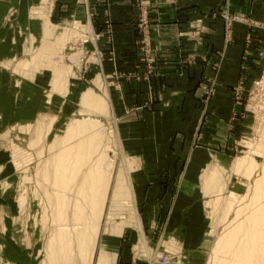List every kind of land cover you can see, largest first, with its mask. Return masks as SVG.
Returning a JSON list of instances; mask_svg holds the SVG:
<instances>
[{
    "label": "crops",
    "instance_id": "crops-1",
    "mask_svg": "<svg viewBox=\"0 0 264 264\" xmlns=\"http://www.w3.org/2000/svg\"><path fill=\"white\" fill-rule=\"evenodd\" d=\"M57 1L55 9L59 11L61 8L59 14L62 19L85 22L94 29L96 39L94 43L89 42L90 51L109 49V25L119 58L118 69L122 73L132 72L141 57L135 27L134 0H110L108 9L99 0H89L87 5L81 0ZM152 1L151 31L159 57L158 80L151 85L135 81H121L118 84L112 77L115 68L107 61L97 70H102L106 85L113 91V111L116 112L118 107L121 111L119 117L123 122V151L135 153L140 158L138 166L134 168L135 172L129 174V180L132 202L136 204L137 214L141 218L143 233L148 240L152 239V245L167 234L177 238L184 249L190 251L186 258V264H190L191 255L202 248L203 238L198 230L190 228V218L186 214L190 213V208L200 197L204 171L211 163L223 165L229 154L230 143L234 140V134L229 128L234 107L232 89L245 74L241 66V44L246 37L245 29L237 25L236 38L239 44L228 46L224 39L223 22L213 17V14L229 10L244 16L253 15L254 19L264 21V0ZM41 4L42 0H18L13 6L12 0L9 3L0 0V58L22 54L17 51V43L23 34L20 32L19 35L16 30L15 35L7 28L8 25L44 27L42 18L33 17L34 10L41 7ZM11 5L24 16L19 20L5 17ZM2 6L6 8L3 16ZM53 19L58 21L56 14ZM201 22L203 27L199 37L192 36L189 33L193 30L191 25ZM21 31L25 32L26 29L24 31L22 28ZM2 33L4 38H1ZM217 54L222 58L221 67L214 73L210 65L219 60ZM213 74L216 76L217 91L205 108L201 105L204 83ZM14 87L17 88L16 84ZM11 88L8 86L3 90L11 96ZM149 88H152L155 98L148 105ZM54 95L61 98L67 96L52 94L51 99ZM5 105L15 104L1 101L0 88V109ZM12 120L15 122V117ZM42 120L49 122L43 118L37 122ZM2 121L7 119L0 115ZM36 123L26 126L35 128ZM16 126L0 131L3 133L0 136L8 137ZM21 134L31 136L28 133ZM4 151L0 146V264H50L45 258L43 242H34L32 238L20 242L16 236L18 227L15 219L21 211L17 210V183L11 177L15 164L11 161V165L10 161L5 160L7 152L4 154ZM127 168L130 169L128 165ZM155 204L159 205V209H153ZM129 229L125 231V239L120 238L114 242L108 237L103 248L98 251L95 245L93 260L83 262L79 259L74 264H101L99 256L102 249L111 256L108 264H148L137 260L133 245L136 236ZM28 230L36 235L31 227ZM170 242L175 246L174 239ZM197 243L199 245L193 247Z\"/></svg>",
    "mask_w": 264,
    "mask_h": 264
},
{
    "label": "rangeland",
    "instance_id": "rangeland-1",
    "mask_svg": "<svg viewBox=\"0 0 264 264\" xmlns=\"http://www.w3.org/2000/svg\"><path fill=\"white\" fill-rule=\"evenodd\" d=\"M5 1H8V3L10 2V0ZM16 1L18 0H12L13 6ZM48 1V9L52 11L48 18L50 17V30L53 35L52 39L48 42V53L50 54L45 58L42 56L40 59L35 56H29V51L32 49L36 51L41 48L42 40L44 38V34L42 35V29L44 32L45 27H24L22 25L13 26V24H11L12 26L8 25L9 27L7 28L11 29L15 35L16 30L19 32V35L20 32L23 34V37L17 43V51L19 53L22 52V54L17 55V57L6 59L0 58L1 101L7 103L13 102L15 104L12 106H1L2 109H0V115L4 116L7 121L0 122V131L9 130L16 124L18 126H16L15 130H20L21 133H28L31 135H23L14 130L11 131L8 137L0 136V146L7 152L4 151V154L6 153L7 155L5 160L10 161V164L11 161H13L12 163L15 164V169L13 173H11V177L17 183V207L20 208V210L19 208H17V210L21 211L18 212L19 216L15 219L18 227V234L16 236L20 242L30 241L31 238L34 242H43L46 250V255L43 253L42 256L43 259L44 255L45 258H47V254H49L47 253V251H50L48 241H50V238L56 233L59 224L58 222L62 224L66 220V224L69 226L73 225L75 219L72 217L74 214V211L72 210L74 208H70H72V203L75 204V198L77 199V197L80 196L79 190L82 188L83 184L81 179L83 174H81L75 181H73V183H71L70 186H68L69 196L67 197L66 207L58 210L59 207L57 208V206L59 205V202L57 200V195H59V193H56L55 191L58 190L57 187L60 185L56 183L54 174L57 157L61 150L66 146H76L86 138L77 137L70 140L68 143L65 142L63 137L66 132V127H68L67 125L78 119H91L101 123V127L99 128L102 130V137L99 138H103L102 143L109 144L107 145V149L110 151L111 155H114L115 176L119 174V171H126V166L129 163V165H131L130 173H134V168L138 166V162L140 161V158H138L135 153H126V151H123L122 144L124 138L121 131L123 122L119 117L121 111L119 107L116 109V112L113 111V104L111 103L113 100V91H111L106 85L105 78L102 76V70L98 71L99 68L101 69V66L106 61L111 63L115 68V73L112 77L117 80L115 81L118 84L121 81H135L137 83L151 85L153 82L157 81L159 77L157 71V60L159 57L157 56L151 31L152 0H134V8L136 10L135 27L139 36L138 49L141 53V57L130 73H122V71L118 69L119 58L117 56L116 47L113 43V33L111 28L107 32L110 36L109 49L106 50L105 48L100 50L98 48L97 50L90 51L89 40L91 38L84 33H90L92 37L93 33L95 34L94 29L92 30L93 33L89 30L92 26L85 22H77L74 24L77 20L62 19L59 14L61 8L58 9L59 11H57V8L55 9L56 2L58 3V1ZM109 1L110 0H99V2L105 5L106 9L109 7ZM256 1L258 0H253V2ZM13 6L8 10L5 17L10 16L11 18H14V20H19L24 14L22 13L21 15L20 11ZM41 6H43V4H41ZM38 8L34 10L36 13L34 12L33 17L39 15L37 13L41 10L38 11ZM142 10L147 11V25L145 27H140L141 12L139 13V11ZM5 12V6H2V16ZM56 12H58V14ZM55 14L58 21L54 20L55 18L53 19ZM227 15L231 18H239L242 22L230 23L226 19ZM39 17L42 18L43 24L46 26L45 17L42 15H39ZM213 17H217L223 22L224 39L228 46L231 44H235V46L239 44V41L236 38V32L238 30L237 25H241V27L245 29L246 37L241 44L243 45L241 66L242 71L245 74L240 78L239 83L232 89L234 107L229 120V128L230 132L234 134V140L230 143V148L228 149L229 154H227V158L223 161V165L211 163L208 169L204 171L200 197L195 205L190 208V213L186 214L189 215L190 218V228L196 231L198 230L200 232V237L202 236L203 238V244L201 245L202 248L198 251L196 250L191 255V261L189 260L190 264H207L215 238L218 235V232L223 230L228 221L223 220V207L228 194L233 192L237 195L238 199H240L241 196H247L251 180L245 175V172L239 173L233 171V166L239 157L246 155L250 151V147L252 146L250 145L251 143L253 144L255 142L256 144H259L261 142L262 134L257 130L264 129V21L254 19L253 15L244 16L233 13L229 10L219 11L218 14H213ZM191 27L193 30L191 29L192 31L189 33L194 37H199L201 27H203L202 22L193 24ZM22 28L24 31L26 29V31L22 32ZM81 30L85 32L82 33ZM25 33L27 34L25 35ZM64 33L68 36H72V38L69 36L71 40L67 39L65 46L59 45L56 39H59V36L61 38ZM4 36L5 35L2 33L1 38H4ZM7 49L8 48L6 47L5 50L7 51ZM95 51H102L103 53L101 64L90 68L92 65L90 66L87 62L93 60V53ZM250 53L252 55H250ZM35 54H37V52ZM217 58H219V60H216L218 62L214 61L210 65L214 73H216L221 67L220 60H222V58H220V55L218 54ZM69 66H72V71L70 72L69 77L70 86L69 89L63 90V96H67L61 98L58 95H54L53 98L50 99L52 94L62 95L58 92L52 91L53 71L57 68L67 69ZM97 71L98 73H96ZM214 75L215 74L211 75L205 80V88L204 92H202L203 101L201 104L203 107L209 106L211 100L216 95L217 90L214 79L216 76ZM14 84H16V89ZM8 86L10 88L12 86V91L10 92L11 96L3 90ZM88 89L93 90L96 95L106 99L108 103V109L106 110L107 114H103L104 112L101 114L96 113L95 111H91L92 109L89 110L85 105H82V95ZM211 89H213L212 95L208 93ZM149 92L150 97L148 105L153 102L155 98V96L152 95V88H149ZM114 93L116 94L115 91ZM48 102L51 103L49 104ZM114 113L117 116H115ZM45 116H48L49 118ZM14 117L15 122L12 120ZM41 118L48 119L49 122L46 123L44 120L37 122ZM29 123H36V127L26 126L29 125ZM1 134L3 133H0V135ZM39 139L42 140L40 141ZM63 141L65 143H63ZM66 143L68 145H64ZM63 146L65 147L62 148ZM98 155L99 152L96 156H93L92 161H95ZM253 157L259 164L264 160L262 156L254 155ZM216 164H218L220 168H223H221L223 173L221 175V182L219 183V185L221 184V187L223 186V190L221 189V193L218 188L219 186L217 185L218 187L213 189L214 192L211 190V194L206 196L203 182L206 177L210 175ZM89 166L90 164L85 166L83 172H85ZM125 173H127V171ZM114 175L113 180H115ZM113 185L114 182L111 184L108 198L105 203L100 232L96 239H93L90 251L94 254L95 245L96 251L103 248L102 245L108 237L112 238L114 242H117L120 238L123 239L124 236L127 235L125 231L130 228L129 230L133 231L136 236L133 245L134 249H136L137 260L152 264L150 260L157 262L165 252H171L175 256L169 264H186V258L190 254V251L184 249L183 244L179 242L180 240L167 234L164 238L160 239L159 242H155V245H152L150 244L152 239L148 240L147 236L143 233V230L141 231L137 229L133 216L134 210H136V204L132 202V190H128V194L120 198L119 201L123 208L121 206L118 207L119 209L111 208L114 203L111 200L113 195ZM126 197L128 198V201L126 199L124 200ZM217 198L220 200L219 205ZM123 203H126V205ZM152 207L156 210L159 209V205L157 204ZM112 209L115 211L111 212ZM112 214H116V216H111ZM153 216L154 214L152 217ZM107 223L111 224V227L115 225H126L127 227L123 230H118L117 228L112 227L110 231L105 233V226ZM29 227L32 228L36 235L28 230ZM24 231L26 233H24ZM33 236L35 237L34 239ZM144 237L147 239L145 242ZM156 237H158V235H156ZM171 239L176 241L174 242L175 246H172L174 244L170 242ZM77 243L76 239H74L70 253H68L67 257L63 258V255H61L62 253L57 251L55 252L56 255L54 256V260H48V262L52 264H74L75 262L77 263L79 259L83 261V259L79 257L81 255ZM197 245L199 244L197 243L193 247H197ZM60 255L62 256L61 258ZM21 257L23 258L24 256ZM65 258H68L67 261L64 260Z\"/></svg>",
    "mask_w": 264,
    "mask_h": 264
},
{
    "label": "bare ground",
    "instance_id": "bare-ground-1",
    "mask_svg": "<svg viewBox=\"0 0 264 264\" xmlns=\"http://www.w3.org/2000/svg\"><path fill=\"white\" fill-rule=\"evenodd\" d=\"M48 2V0H43V6L38 8V11H41L37 13L45 17L46 20V26L44 25L45 29L43 32L44 38L42 40L41 48L36 51L33 49L31 50L32 52L29 51V56H35L39 59L42 56L45 58L48 56V54H50L48 53V42L53 36L52 31L50 30V17L48 18L50 12L52 11L48 9ZM89 30H91V28H89ZM67 34L64 33L61 38L59 36V39L56 38L59 45L65 46L67 39L71 40L70 38H72V36L69 35L71 36L69 38ZM36 52L37 54H35ZM71 67L69 66L67 69L55 67L57 69H55L56 71H53V92H58L64 95L63 90L69 89V77L70 72L72 71ZM82 105H85L86 108H89V110L92 109L91 111H95L96 113L100 114L103 112V114H105L106 110L108 109V103L106 99L96 95L91 89H88L83 93ZM100 124L101 123L96 120L78 119L74 122H71L69 125H67L68 127H66V132L63 137L65 142L68 143L70 140L77 137L86 138L76 146L68 145L67 143L64 144L68 146H63L62 148H65L61 150L57 157V164L55 166L54 174L56 183L60 185L57 187L58 190L55 191L56 193H59V195H57L59 205H56L57 208L59 207L58 210L66 207L67 197L69 196L68 186H70L71 183H73V181H75L81 174H83L81 178L83 184L82 188L79 190L80 196H78L77 199L75 198L76 202L75 204L72 203V208H70H74L72 210L74 211L72 217L75 219L73 225L69 226L66 224V220V223L64 222L60 224V222H58L60 225L58 224L56 233L52 238H50V241H48V247L50 251H47V253H49L47 254V258L49 261L54 260V256L56 255L55 252L57 251L62 253L61 255H63V258L67 257L68 253H70L74 239H76V242H78L77 244L79 245V252L81 255L79 257L83 259V262L86 260H92L94 254L90 251V248L93 243V239H96L100 232L104 207L108 198L107 194L109 193L112 182H114L112 188L113 195L111 194V200L114 202L111 207L113 209H119L118 207L121 206L119 201L120 198L126 196L128 194V190L131 191L132 189L130 187L131 181L129 180V174L131 172L130 169L127 168V173H125L126 171H119V174L116 176L114 175V155H111L110 151L107 149V145L109 144L102 143L103 138H99L102 137V130L99 128L101 127ZM257 131L259 133L261 132L262 134L261 142L259 144H256L255 142L253 144L251 143L250 145L252 146L250 147V151L246 155L239 157L233 166V171L239 173L245 172V175L251 180L249 183V192L247 196H241L240 199H238L237 195L233 192L228 194L223 207V220L228 221L225 224L223 230L218 232V235L215 238V242L210 251L207 264H264V160L261 164H259L253 157L254 155L262 156L264 159V129H258ZM39 140L41 141L42 139ZM64 141L63 143H65ZM98 152L99 155L96 157V160L92 161L93 156H96ZM88 164H90V166L85 172H83V169ZM129 164L128 166L130 168L131 165ZM214 166L215 168L203 182L206 196L211 194L210 191H213L215 187L219 186L218 188L220 191L223 187L220 186L221 184L219 185L222 178L221 175L223 173V168L221 167V169L218 164ZM113 175L115 176V180H113ZM125 199L127 200L128 198L126 197L124 200ZM217 201L219 205L220 200L218 198ZM123 204L126 205V203ZM113 209L111 212L115 211ZM111 216H116V214H112ZM133 216L135 225H137V228L142 231V221L139 218L136 210H134ZM112 227H115L118 230H123L127 226L115 225ZM112 227L111 224L107 223L105 226V231H110ZM145 240L147 239L144 237V242ZM165 253L168 255L169 261H171L175 256L171 252ZM61 255L60 258L62 257ZM110 258V254L102 249L99 256V263L107 264L110 262ZM67 259L68 258H65L64 260L67 261ZM161 259L162 257L157 262L153 260H150V262L152 264H158Z\"/></svg>",
    "mask_w": 264,
    "mask_h": 264
},
{
    "label": "built area",
    "instance_id": "built-area-1",
    "mask_svg": "<svg viewBox=\"0 0 264 264\" xmlns=\"http://www.w3.org/2000/svg\"><path fill=\"white\" fill-rule=\"evenodd\" d=\"M81 1H82V3H84V4L87 5V3H88L89 0H81ZM140 12H141L140 27H145L147 25V17H146L147 11L146 10H142V11H139V13ZM235 18H231L229 15L226 16L227 21L230 22V23H232V22L233 23H236V22L241 23L242 22L241 19H239V18H236L235 19ZM77 22L78 23H82V22H79V21H75L74 24H76ZM107 29H108V31L110 30L109 25L107 26ZM92 30H93V28H91V32H92ZM84 32L85 31H82V33H84ZM84 34L87 35V36H89L91 38V39L89 38L90 39L89 40L90 43H94V40L96 39L94 33H93L92 37H91V34L90 33H84ZM93 56H94L93 60L92 61L89 60L87 62V64H89L90 66L92 65L90 68L101 64V60H102L103 53H102V51H95L93 53ZM208 93L210 95H212L213 94V89H211ZM169 263H170V261H169L168 255L166 253H164L163 256H162V259L160 260V262L158 264H169Z\"/></svg>",
    "mask_w": 264,
    "mask_h": 264
}]
</instances>
